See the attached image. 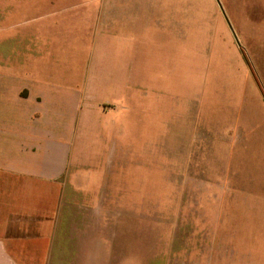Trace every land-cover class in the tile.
I'll list each match as a JSON object with an SVG mask.
<instances>
[{
    "label": "crops",
    "instance_id": "1",
    "mask_svg": "<svg viewBox=\"0 0 264 264\" xmlns=\"http://www.w3.org/2000/svg\"><path fill=\"white\" fill-rule=\"evenodd\" d=\"M11 3L12 13L0 14V264H140L141 235L132 240V232L145 230L141 194L135 182L130 190L124 152L137 150L146 131L156 141L160 112L156 96L138 97L131 88L155 83L143 74L147 49L156 55L155 70L171 66L193 2ZM247 5L255 8L247 16L249 38L263 40L264 3ZM251 49L264 87V43ZM263 89L251 119L218 132L225 161L233 143L250 149L257 134L264 141ZM252 175L234 167L236 198L249 193ZM191 211L201 223L177 224L172 236L188 255L195 248L187 246L200 241L195 264H264L251 251L227 262L212 212ZM248 214L255 229L264 228L262 209Z\"/></svg>",
    "mask_w": 264,
    "mask_h": 264
},
{
    "label": "rangeland",
    "instance_id": "2",
    "mask_svg": "<svg viewBox=\"0 0 264 264\" xmlns=\"http://www.w3.org/2000/svg\"><path fill=\"white\" fill-rule=\"evenodd\" d=\"M0 1V14L9 16L15 4ZM249 1L192 0V20L187 31L179 27L171 66L162 62L155 70L156 55L147 49L143 74L155 83L131 89L138 97L156 96L160 133L154 141L146 131L137 150L124 152L128 164L123 171L130 190L135 182L138 186L134 189L141 194L145 230L132 232V240L141 235L140 264H172V259L195 264L201 256L200 241L187 246V252L195 248L188 255L172 235L177 224L190 219L200 224V216L191 210L201 208L211 211L212 222L221 225L227 262L245 251L264 257V228L255 229L248 214L253 207L264 213V141L257 134L259 140L250 149L233 143L226 151V161L218 145V132L234 119H251L252 113L258 112L253 103L264 88L251 49L264 39L249 38L253 23L247 16L255 9L244 6ZM6 25L3 31L9 30ZM229 135L232 141L239 138L235 132ZM128 138L132 142L134 136ZM235 166L253 174L247 183L249 193L242 198H236ZM182 232L185 234L184 229Z\"/></svg>",
    "mask_w": 264,
    "mask_h": 264
}]
</instances>
